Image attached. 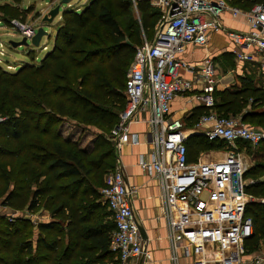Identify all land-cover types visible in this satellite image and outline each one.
Segmentation results:
<instances>
[{
	"label": "trees",
	"instance_id": "trees-1",
	"mask_svg": "<svg viewBox=\"0 0 264 264\" xmlns=\"http://www.w3.org/2000/svg\"><path fill=\"white\" fill-rule=\"evenodd\" d=\"M227 1L243 11L264 4ZM102 2L92 0L80 12L67 9L54 49L40 65L23 67L0 81V138L8 139L0 146V200L8 209L0 215V264H120L110 250L116 226L93 183L101 184L105 173L117 167L108 135L126 106V70L136 54L127 37L135 45L141 40L137 21L126 31L119 21L131 16L132 0H112L117 17ZM138 9L144 28L152 29L160 11L146 1H139ZM241 80L239 88L215 92L212 110L264 127V85L251 77ZM15 111L20 116L9 114ZM209 112L196 110L192 125ZM66 118L94 132L91 147L62 137ZM237 144L248 145L252 159L244 175L246 193L254 199L246 207L254 228L248 251L264 239V142ZM225 145L194 135L186 141L188 159ZM40 211L50 214L49 221L35 224L25 215L12 217Z\"/></svg>",
	"mask_w": 264,
	"mask_h": 264
},
{
	"label": "built area",
	"instance_id": "built-area-1",
	"mask_svg": "<svg viewBox=\"0 0 264 264\" xmlns=\"http://www.w3.org/2000/svg\"><path fill=\"white\" fill-rule=\"evenodd\" d=\"M139 1L159 10L161 19L154 40L136 48L127 77L126 106L113 131L114 145H137L130 125L139 121V114H147L151 155L139 165L158 179L173 264H181L179 255L191 254L203 258L191 264H264L247 255L254 228L246 207L254 199L245 190L247 168L241 154L231 150L221 159L190 162L184 123L171 116L173 101L199 87L191 100L210 112L200 118L195 131L211 142L233 147L238 142L252 146L264 142V129L251 128L240 118L220 117L212 110L218 84L213 58L207 56L199 65L184 59L188 45L206 47L212 34L226 30L221 16L229 11L232 19H243L247 26L244 32L226 30L235 61L255 65L264 74V4L243 11L227 0H132L136 10ZM12 26L28 40L37 30L15 21ZM132 194L118 168L106 176L102 198L116 226L110 250L120 264L151 259L135 218ZM7 212L0 201V215Z\"/></svg>",
	"mask_w": 264,
	"mask_h": 264
},
{
	"label": "crops",
	"instance_id": "crops-1",
	"mask_svg": "<svg viewBox=\"0 0 264 264\" xmlns=\"http://www.w3.org/2000/svg\"><path fill=\"white\" fill-rule=\"evenodd\" d=\"M221 21L226 30L247 31V26L243 23V19H232L228 12L222 14ZM37 25L39 26V24ZM37 25H33L32 27L36 29V27H38ZM226 30L212 34L206 47L188 45L184 53V59L189 63L199 65L207 56H211L210 52H214L217 50L216 48H219L222 44H225L227 48L224 50L225 52L229 51L232 53L233 46ZM211 57L214 58L213 56ZM213 61L218 69V84L216 86V91L224 90L229 84L234 85L233 79L242 76L239 72L235 73L230 71L223 77L219 70V65H217L214 59ZM237 64L241 67L248 66L251 70L256 69L259 75H262L261 78L264 79V74L255 65ZM183 77L191 79L192 75L183 73ZM225 80H229L227 84ZM258 84H260V82H258ZM198 90L199 87H196L194 92L177 97L172 103L171 116L174 119L183 121L187 140L194 135H203L202 132L195 131L194 128L197 123L192 125L193 123L191 121L196 110L202 107L198 103H193L191 100L192 95L198 92ZM136 118L139 121L130 125V132L131 137H136L139 143L137 145H132L131 143L124 144L116 149L118 157L117 168L123 173L127 186L133 192L132 201L135 218L138 225L144 231L146 237L145 240L143 239L144 248L151 255V259L146 260L144 257H140L129 261L128 264H173L171 260V245L167 238V226L163 218V204L158 179L148 175L139 165L141 160L149 161L151 155V147L146 137L149 132V126L145 120L148 117L147 114H139ZM205 128L206 126L203 127V129ZM241 156L245 163V167L247 169L250 168L251 165L247 163L242 154ZM221 158L222 157L217 159ZM197 161L209 162L213 160H210V158L206 157L202 152L199 154L198 158L192 162ZM43 213H46L48 217L46 216L47 218L41 219L40 217ZM39 214V216L28 214L27 218L35 224L49 221L50 214L47 211H40ZM32 217H35L37 220H34ZM179 258L181 264L200 263V261L203 260L202 257H194L192 254L190 257L179 255Z\"/></svg>",
	"mask_w": 264,
	"mask_h": 264
},
{
	"label": "rangeland",
	"instance_id": "rangeland-1",
	"mask_svg": "<svg viewBox=\"0 0 264 264\" xmlns=\"http://www.w3.org/2000/svg\"><path fill=\"white\" fill-rule=\"evenodd\" d=\"M60 0H0V81L7 79L6 76H8L9 73H17L18 70L22 69L23 67H38L41 63V61L46 57L48 53H50L55 46L56 37L58 34V29L61 25V19L62 14L65 10H67V6L62 7L60 15L53 21L51 24H47L45 26V31L48 33L47 36L43 37L40 45L38 47H34L30 45L29 47H18V48H12L8 45V42L10 40L13 41H21V35L16 30L15 27L12 26V22H19L23 26H35L37 24L41 23V19L48 14V12L53 9ZM92 0H73L70 3V6H72V9H79V12L82 11L88 3H90ZM106 6H108L115 17H117L118 12L113 8V2L112 0H103L102 2ZM229 5L230 2H228ZM232 6V5H231ZM229 13V11H226ZM16 15V16H14ZM9 18V21H4V19ZM131 19V21L129 20ZM161 19V14L157 16V20L154 27L152 29L146 30L143 26V22L141 19V14L139 12V9L137 7V10L133 7V10L131 12V16L129 18H120L119 21L121 23L122 29L124 31L127 30V27H130L134 21L138 22L139 25V37L141 40L140 44H134L133 41L130 39V37H127V43L131 44L133 48H137L144 43H151L154 40V37L156 35L157 29L159 28V23ZM124 20V22H123ZM6 22V23H5ZM38 26V25H37ZM15 28V29H14ZM133 30H128L127 32L131 33ZM129 35V34H127ZM225 41V40H224ZM226 43V42H225ZM1 45L3 47H1ZM224 46V47H223ZM214 52H210L211 56H213L215 62L217 65H219V70L221 71V74L223 77L226 76L227 72L233 71L235 73H240L242 76H238L233 79V83L227 85V88H224V90H232L234 87H241L242 86V78L245 77H251L255 84L260 82L261 85H264V79L261 78L259 73L255 70H251L248 66L241 67L237 64V62L234 59V55L231 54L229 51L225 52L227 48L225 47V44H222L219 46V48H216ZM102 58V56H101ZM131 67V66H130ZM130 67L126 70V76L128 77ZM247 71H246V70ZM250 72V73H249ZM259 80V81H257ZM229 80H225L226 84ZM225 85V84H224ZM220 90V91H224ZM10 115L14 117L20 116V113L18 111L9 113ZM117 126V125H116ZM115 126V127H116ZM249 127L254 129H264L262 126H255L248 124ZM114 127V128H115ZM62 137L64 138H71L73 141H77L82 147L88 148L91 147L92 142L95 140L94 132L90 131L89 129L84 130L79 127L76 122L70 120V119H63V122L60 126ZM112 129L111 133L108 135V138L110 139L112 145H114L113 140V131ZM26 138V136H24ZM8 139L7 138H0V146L4 145ZM247 146L248 145H242V144H236L235 147L225 145L221 147L219 150H205L203 152L206 157L210 158V160H215L217 158L223 157L226 153H228L231 150L239 151L244 157L247 163L249 165H252V159L248 157L247 154ZM115 149H117L116 145L114 146ZM111 169V170H116ZM108 169L106 172L111 171ZM106 179V173L101 178L102 183L99 184L93 183V188L97 192V194L100 196V201L104 204L103 198H102V189H103V182L105 183ZM248 182V180H246ZM1 201V200H0ZM105 212H107L105 210ZM40 212L35 213V216H39ZM30 214L29 212L22 213H15L12 215V217L16 218V216H26ZM47 214L43 213V215L40 217L41 219H45ZM34 220H37L35 217H32ZM247 255L254 258L257 257L264 261V239L260 240L258 245H251V247L247 251ZM262 263V262H261Z\"/></svg>",
	"mask_w": 264,
	"mask_h": 264
},
{
	"label": "water",
	"instance_id": "water-1",
	"mask_svg": "<svg viewBox=\"0 0 264 264\" xmlns=\"http://www.w3.org/2000/svg\"><path fill=\"white\" fill-rule=\"evenodd\" d=\"M73 0H60L59 3L53 8L51 9L48 14H46L42 19H41V23L39 24V26L37 27L36 33L35 35L28 40L26 37H23L21 39V41L17 42V41H13L10 40L8 42V45L12 48H18V47H29L30 45L34 46V47H38L40 45V42L42 40L43 37L47 36V32L45 31V26L47 24H51L53 23V21L60 15L61 9L64 6H67V9H71L72 6H70V3ZM66 11V10H65ZM64 11V12H65ZM63 12V13H64ZM63 15V14H62ZM142 238L145 240V234L144 231L141 229V227L139 226Z\"/></svg>",
	"mask_w": 264,
	"mask_h": 264
},
{
	"label": "bare ground",
	"instance_id": "bare-ground-1",
	"mask_svg": "<svg viewBox=\"0 0 264 264\" xmlns=\"http://www.w3.org/2000/svg\"><path fill=\"white\" fill-rule=\"evenodd\" d=\"M246 162V161H245Z\"/></svg>",
	"mask_w": 264,
	"mask_h": 264
}]
</instances>
